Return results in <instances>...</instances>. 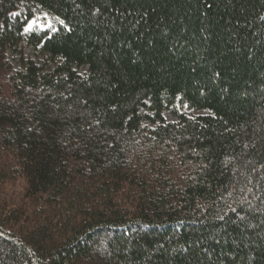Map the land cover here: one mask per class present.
<instances>
[{"label": "trees", "instance_id": "trees-1", "mask_svg": "<svg viewBox=\"0 0 264 264\" xmlns=\"http://www.w3.org/2000/svg\"><path fill=\"white\" fill-rule=\"evenodd\" d=\"M0 264H264V0H0Z\"/></svg>", "mask_w": 264, "mask_h": 264}, {"label": "rangeland", "instance_id": "rangeland-1", "mask_svg": "<svg viewBox=\"0 0 264 264\" xmlns=\"http://www.w3.org/2000/svg\"><path fill=\"white\" fill-rule=\"evenodd\" d=\"M32 21H35V24L33 25L32 29L26 31V33H29L35 30H49V27H48L49 24H51L54 28L56 27L55 19L46 13L38 14L29 23H31ZM27 28H28V25L26 29ZM25 54L27 56L35 58L34 51L28 46H26L25 48ZM9 58L11 62L13 63L14 67L18 69L20 65L16 57L12 54H9ZM87 71H88V68L84 67V68H81L79 72L81 74H87L88 73ZM178 109L180 112H184L185 114L189 116H199V115L207 114L206 110H194V109L189 108L187 105H184V106L178 105ZM164 116H165L164 118H166L168 121H176L175 116H173L170 110H166L164 112Z\"/></svg>", "mask_w": 264, "mask_h": 264}, {"label": "snow or ice", "instance_id": "snow-or-ice-1", "mask_svg": "<svg viewBox=\"0 0 264 264\" xmlns=\"http://www.w3.org/2000/svg\"><path fill=\"white\" fill-rule=\"evenodd\" d=\"M60 23H61V25L64 24L63 21H60ZM34 24H35V21H32L31 23H29V24H28V28L26 29V31L31 30ZM48 27H49V29H50L51 31H53V32L56 31V29H55L51 24H49ZM69 30H70V29H69Z\"/></svg>", "mask_w": 264, "mask_h": 264}]
</instances>
